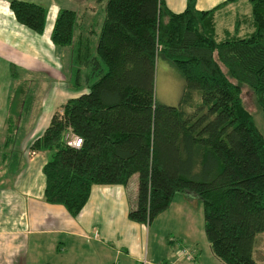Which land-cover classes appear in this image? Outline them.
<instances>
[{
    "label": "trees",
    "instance_id": "16d2710c",
    "mask_svg": "<svg viewBox=\"0 0 264 264\" xmlns=\"http://www.w3.org/2000/svg\"><path fill=\"white\" fill-rule=\"evenodd\" d=\"M237 1L198 9L186 0L174 12L164 0H106L94 45L84 33L76 39L74 88L84 69L87 90L63 102L30 146L51 152L42 166L46 202L76 216L93 184L126 185L137 174L130 220L150 224L175 193L193 195L203 204L212 254L223 264H261L252 248L264 231V133L243 105L240 85L252 89L264 115V0L245 1L249 9L236 18L235 32L218 28L217 12ZM8 5L19 24L43 33L44 6ZM76 13L58 11L54 46L73 42ZM159 59L182 76L176 105L155 98ZM11 132L8 125L7 140ZM71 134L82 139L79 147L67 144ZM170 244L181 263L197 264L196 246L176 236ZM182 251L189 258L177 256Z\"/></svg>",
    "mask_w": 264,
    "mask_h": 264
},
{
    "label": "crops",
    "instance_id": "0c3cea01",
    "mask_svg": "<svg viewBox=\"0 0 264 264\" xmlns=\"http://www.w3.org/2000/svg\"><path fill=\"white\" fill-rule=\"evenodd\" d=\"M26 1L46 8L45 27L38 34L19 24L9 8V0H5L6 6L0 8V45L8 53H2L0 65L8 73L7 64L11 61L7 56L12 53H22L30 62H43V53L48 55L47 62L54 63L59 53L50 39L54 19L60 9L75 10L76 5L70 4L71 0ZM164 1L174 12L182 11L186 4V0ZM221 1L196 0V7L209 9ZM243 2L238 0L217 12L220 28L235 32L236 18L249 9ZM87 16L86 11H77L83 32H91L89 27H82V17L88 19ZM45 162L28 172L14 167L16 160L9 167H0V264H160L172 257L174 264H186L173 255L171 236L200 250L197 264H223L210 250L204 233L203 204L193 195L175 193L169 207L146 224L128 217L136 187L130 189L128 183L93 184L84 206L76 216H71L63 205L43 199Z\"/></svg>",
    "mask_w": 264,
    "mask_h": 264
},
{
    "label": "rangeland",
    "instance_id": "374dc122",
    "mask_svg": "<svg viewBox=\"0 0 264 264\" xmlns=\"http://www.w3.org/2000/svg\"><path fill=\"white\" fill-rule=\"evenodd\" d=\"M59 1L64 2V0ZM105 2L106 0L70 1V4H76V12L84 10L88 14L89 20L82 17V27L84 29L89 27L88 30L96 32H82L77 18L73 42L63 47L55 46L59 53L55 55L54 63L47 62L48 55L43 53L41 54L43 62H30L22 53H12L11 56H7L11 61L7 64L9 73L6 72V67L0 65V117L3 119V126L0 128V167H9L16 160L17 164L14 167H19L22 172L23 168L27 169L28 172L29 169L36 170L41 163L50 159L49 150H33L30 146L40 136L61 103L87 90L84 85V69L81 70V84L74 88V73L77 67L74 61L76 39L78 34L84 33L94 45L103 22ZM3 6H6L5 0H0V8ZM219 26L218 22L217 27ZM2 53L8 52L0 45V56ZM12 71L16 73L14 77L10 75ZM17 86L26 92L23 91L21 94L19 90L16 92ZM182 88L183 79L180 73L167 61L159 59L155 65L154 75L156 100L159 103L176 105L180 100ZM240 90L244 107L252 114L258 128L264 133V115L256 102L254 92L246 85H240ZM8 125L11 126L12 131L9 140H7ZM32 157L34 160L30 161ZM8 174L11 176L10 172ZM25 175L26 173L24 177ZM136 183L137 174H133L129 178L128 187L133 189ZM252 256L259 263L264 264V231L255 235Z\"/></svg>",
    "mask_w": 264,
    "mask_h": 264
},
{
    "label": "built area",
    "instance_id": "2783aa9c",
    "mask_svg": "<svg viewBox=\"0 0 264 264\" xmlns=\"http://www.w3.org/2000/svg\"><path fill=\"white\" fill-rule=\"evenodd\" d=\"M81 138L77 135L71 134L68 138H67V144L73 147H79L81 144ZM180 255H187L186 251H182ZM189 258V255H187ZM186 257V256H185ZM145 262V261H144Z\"/></svg>",
    "mask_w": 264,
    "mask_h": 264
}]
</instances>
